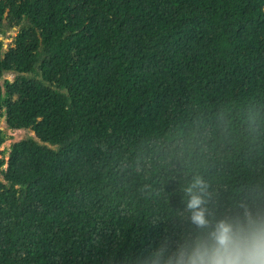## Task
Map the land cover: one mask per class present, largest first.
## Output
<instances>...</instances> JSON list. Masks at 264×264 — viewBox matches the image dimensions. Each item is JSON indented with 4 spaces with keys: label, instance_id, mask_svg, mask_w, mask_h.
<instances>
[{
    "label": "trees",
    "instance_id": "obj_1",
    "mask_svg": "<svg viewBox=\"0 0 264 264\" xmlns=\"http://www.w3.org/2000/svg\"><path fill=\"white\" fill-rule=\"evenodd\" d=\"M0 118L28 132L0 129V264H127L196 196L264 209V0H0Z\"/></svg>",
    "mask_w": 264,
    "mask_h": 264
},
{
    "label": "clouds",
    "instance_id": "obj_2",
    "mask_svg": "<svg viewBox=\"0 0 264 264\" xmlns=\"http://www.w3.org/2000/svg\"><path fill=\"white\" fill-rule=\"evenodd\" d=\"M203 203L200 196L191 200L189 207L197 209L192 227L162 237L127 264H264V209L245 206L239 214L212 221Z\"/></svg>",
    "mask_w": 264,
    "mask_h": 264
},
{
    "label": "rangeland",
    "instance_id": "obj_3",
    "mask_svg": "<svg viewBox=\"0 0 264 264\" xmlns=\"http://www.w3.org/2000/svg\"><path fill=\"white\" fill-rule=\"evenodd\" d=\"M14 35H15L14 31L8 32V34H7L8 38L5 39V45L6 46H8L9 44L12 43ZM2 38H4V36H2L1 39ZM5 79H8L11 81L14 79V76L12 74H7L5 76ZM0 129L5 131V133H7V137H8V139L6 140V142L2 146V150L9 151L12 144L23 140L28 135L27 131H12V130H10L8 128L7 122L4 118H0ZM11 136H12V138H11ZM7 154H8V152H7Z\"/></svg>",
    "mask_w": 264,
    "mask_h": 264
}]
</instances>
